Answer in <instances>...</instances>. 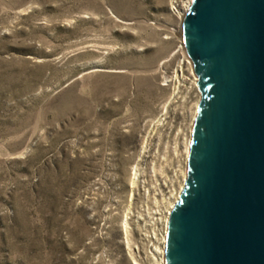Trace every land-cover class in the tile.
Returning a JSON list of instances; mask_svg holds the SVG:
<instances>
[{"label": "rangeland", "instance_id": "rangeland-1", "mask_svg": "<svg viewBox=\"0 0 264 264\" xmlns=\"http://www.w3.org/2000/svg\"><path fill=\"white\" fill-rule=\"evenodd\" d=\"M191 1L0 0V264H162L202 99Z\"/></svg>", "mask_w": 264, "mask_h": 264}, {"label": "water", "instance_id": "water-1", "mask_svg": "<svg viewBox=\"0 0 264 264\" xmlns=\"http://www.w3.org/2000/svg\"><path fill=\"white\" fill-rule=\"evenodd\" d=\"M181 29L202 99L164 264H264V0H192Z\"/></svg>", "mask_w": 264, "mask_h": 264}, {"label": "bare ground", "instance_id": "bare-ground-1", "mask_svg": "<svg viewBox=\"0 0 264 264\" xmlns=\"http://www.w3.org/2000/svg\"><path fill=\"white\" fill-rule=\"evenodd\" d=\"M188 3L189 1L187 2L186 6H188ZM187 152H188V149H187ZM134 182V181H133ZM176 201V200H175ZM174 207V203H172L169 207V210H168V215L166 217V222L168 223V218H169V214L171 213L172 209ZM167 226V225H166ZM164 242H166V237H164ZM164 255V254H163ZM164 263V258L162 259V264ZM134 264H138L137 262L134 261Z\"/></svg>", "mask_w": 264, "mask_h": 264}, {"label": "built area", "instance_id": "built-area-1", "mask_svg": "<svg viewBox=\"0 0 264 264\" xmlns=\"http://www.w3.org/2000/svg\"><path fill=\"white\" fill-rule=\"evenodd\" d=\"M190 6V5H189ZM167 224H165V227H164V231H163V237H166V233H167ZM164 243V246H165V242Z\"/></svg>", "mask_w": 264, "mask_h": 264}]
</instances>
